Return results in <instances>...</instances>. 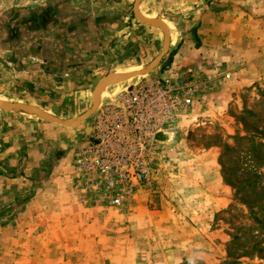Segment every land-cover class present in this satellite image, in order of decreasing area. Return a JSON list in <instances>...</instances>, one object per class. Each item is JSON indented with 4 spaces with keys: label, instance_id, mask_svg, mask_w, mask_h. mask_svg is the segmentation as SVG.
I'll return each instance as SVG.
<instances>
[{
    "label": "rangeland",
    "instance_id": "rangeland-1",
    "mask_svg": "<svg viewBox=\"0 0 264 264\" xmlns=\"http://www.w3.org/2000/svg\"><path fill=\"white\" fill-rule=\"evenodd\" d=\"M135 1L0 0V102L13 103L20 100L18 95L25 96L22 104L70 123L91 108L93 91L103 79L145 69L162 51L164 34L140 25L133 13ZM173 2L181 9L170 10L177 6ZM191 4L140 0V15L165 21L174 45L152 73L100 91L98 107L114 94L124 89L132 92L135 85L167 71L176 53L178 27H185L188 20L183 7ZM50 8L56 9L57 21L41 30L32 29L34 18ZM18 64L21 68L39 65L18 70ZM43 65L53 68L55 76L45 75ZM30 77L34 83L28 81ZM218 98L209 103L218 108L215 116L200 106L189 117L187 133L164 147L153 188L138 190L124 210L95 207L74 194L84 213L68 208L72 205L68 202L54 203L60 221L70 228L54 233L64 243L49 247L54 250L45 253L44 264H264V88L236 89L220 107L222 97ZM97 109L78 127L54 124L50 126L55 130L47 135L43 130L35 133L38 147L47 138L53 139L49 143L55 147L46 153L40 147L36 151L42 157L31 193L39 195L50 187L51 171L43 168L44 160L48 156L55 162V150L61 146L64 155L72 153L73 157L91 133ZM4 112L29 114L0 110ZM22 134L26 135H18ZM0 160V170L7 168L8 157ZM210 168L219 183L204 180ZM65 172L71 174L72 158ZM66 185L69 194L71 177ZM51 188L61 186L52 184ZM80 220L84 225L72 229ZM17 255L0 256V264H33L24 252Z\"/></svg>",
    "mask_w": 264,
    "mask_h": 264
},
{
    "label": "crops",
    "instance_id": "crops-1",
    "mask_svg": "<svg viewBox=\"0 0 264 264\" xmlns=\"http://www.w3.org/2000/svg\"><path fill=\"white\" fill-rule=\"evenodd\" d=\"M173 4L177 6L170 5L172 9L167 8L181 9L176 2ZM183 9L188 20L184 21L185 27H178L177 46L174 48L176 53L172 56L167 71L161 73L159 78L176 79L185 75L188 70L191 72L190 75L202 87L192 114L199 112L201 106L209 112L212 111L215 116L218 108L209 104L212 98L222 97H219L220 107L229 102L236 89L264 88V0H200ZM57 16L54 8L44 10L34 18L31 27L36 31L41 30L55 23ZM169 40L170 46L174 45L171 36ZM100 53H103L102 49ZM24 65L25 67L21 68L18 64V70H30L39 64ZM42 70L45 75L55 76L54 69L50 66L43 65ZM33 79L30 77L28 81L34 83ZM18 98L20 100L13 103L22 104L26 97L18 95ZM33 117L31 114L20 112L0 114V157H8L7 168L0 170V212L18 206L13 214L0 217V256L9 257L12 253L17 255L24 252L30 263L35 264L38 261L44 264L47 260L45 253L47 256L48 252L54 250L49 247L64 243L56 238L54 233L70 228L69 223L60 221L59 210L54 203L68 202L72 204L67 206L70 209L74 208L82 213L85 210L73 193L68 194L65 189L71 177L69 172H65V164L71 160L72 153H67L59 163L47 169L51 171L52 183L44 191V197V193H31L30 189L37 180L38 158L55 147L49 143V140L53 141L52 138L44 140V145L43 140H40L42 148L39 147L43 152L37 154L39 147L35 133L43 130L47 135V131H54L55 128L50 126L54 124L41 120L39 122ZM20 132L26 135H18ZM60 149L64 152L62 146ZM58 164L60 169L56 173ZM210 165L213 166L212 161ZM33 169L35 170L32 174ZM215 174L210 168L204 174V180L219 183ZM52 184L60 185L61 188L53 189ZM40 200L47 201V204L43 205ZM56 215L57 218H52ZM80 221L71 228L83 226L84 220ZM41 244L46 246L42 248Z\"/></svg>",
    "mask_w": 264,
    "mask_h": 264
},
{
    "label": "built area",
    "instance_id": "built-area-1",
    "mask_svg": "<svg viewBox=\"0 0 264 264\" xmlns=\"http://www.w3.org/2000/svg\"><path fill=\"white\" fill-rule=\"evenodd\" d=\"M154 78L109 97L72 157L71 192L95 207L124 210L153 188L164 147L184 133L201 91L190 75Z\"/></svg>",
    "mask_w": 264,
    "mask_h": 264
},
{
    "label": "water",
    "instance_id": "water-1",
    "mask_svg": "<svg viewBox=\"0 0 264 264\" xmlns=\"http://www.w3.org/2000/svg\"><path fill=\"white\" fill-rule=\"evenodd\" d=\"M184 1H186L188 3H196L200 0H184ZM139 2H140V0L135 1L134 10H133V13H134L136 20L140 23V25L145 26V27H153L156 29H160L164 34V45H163L162 51L151 62V64H149L145 69H143L139 72H132L129 74H119V75H114V76L107 77V78L103 79L95 87V89L93 91L91 108L87 112H85L83 115L79 116L78 118H76L75 120H73L70 123L64 122L60 119H57V118L52 117L50 115H47V114L41 112L39 109L35 108L34 106L21 104V103L0 102V110H3V111L23 110V111L37 117L38 119H40L42 121L57 124V125H60V126L66 127V128H74V127L80 125L82 122H84L88 117H90L96 111V109L98 107L97 98H98L100 91H102L103 89H105L107 87H111L113 85H117L119 83L128 81L130 79L145 76V75L152 73L159 66L162 58L167 54V52L169 50V46H170L169 36H170V34L168 31V28L164 24H162L159 20L146 19L140 15V13L138 12V3ZM12 210H13V207H10L4 211H1L0 217L7 215Z\"/></svg>",
    "mask_w": 264,
    "mask_h": 264
},
{
    "label": "trees",
    "instance_id": "trees-1",
    "mask_svg": "<svg viewBox=\"0 0 264 264\" xmlns=\"http://www.w3.org/2000/svg\"><path fill=\"white\" fill-rule=\"evenodd\" d=\"M170 62H171V60L168 62V65L170 64ZM55 151H57V152H55V154H56L55 155L56 156L55 157L56 158L55 162L51 161V159H49V157L47 156L46 160H44V162H43L44 163L43 166H45L43 168L47 169V168L51 167L52 165H55L56 163H58L62 159V157L64 156V152L61 149L60 150H55Z\"/></svg>",
    "mask_w": 264,
    "mask_h": 264
},
{
    "label": "bare ground",
    "instance_id": "bare-ground-1",
    "mask_svg": "<svg viewBox=\"0 0 264 264\" xmlns=\"http://www.w3.org/2000/svg\"><path fill=\"white\" fill-rule=\"evenodd\" d=\"M144 17V16H143ZM147 19V18H146ZM162 24H166L165 23V21H162ZM166 26V25H165ZM142 69H136V70H132V72H139V71H141ZM131 71H127V72H124V73H121V74H129V73H132ZM97 102H98V104H99V98L97 99Z\"/></svg>",
    "mask_w": 264,
    "mask_h": 264
}]
</instances>
